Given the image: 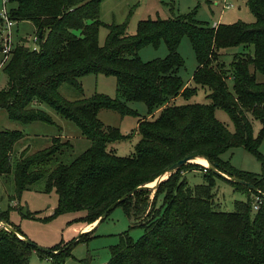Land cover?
I'll use <instances>...</instances> for the list:
<instances>
[{"label":"trees","instance_id":"obj_1","mask_svg":"<svg viewBox=\"0 0 264 264\" xmlns=\"http://www.w3.org/2000/svg\"><path fill=\"white\" fill-rule=\"evenodd\" d=\"M102 1L7 0L9 18L32 25L37 48L32 50L21 39L15 41L0 76V109L9 121L22 125L52 124L37 108L47 105L73 123L89 142L69 163H57L49 170L47 163L70 149L68 141L52 137L48 147L33 153L24 149L12 158L13 145L22 134L1 130L0 175L11 174L14 191L10 198L19 197L28 185L43 179L44 191L56 194L54 215L83 210L74 224L94 222L119 200L114 207L120 206L132 217L142 233L132 240L124 231L110 246V256L103 264H264V200L251 211L254 196L264 195V153L258 151L264 139V0H246L254 19L251 24L209 27L192 14L172 15L165 20L138 21L133 35L125 33L123 24L99 22ZM101 26L106 35L99 45ZM182 37L187 38L196 63L190 77L193 86L185 85L178 75L183 66L177 52ZM160 42L166 50L164 57L139 59L137 53L143 46L156 47ZM238 47L241 52L233 54L225 67L219 55ZM87 75L112 76L116 96L93 93L67 101L58 94L61 84L81 93L78 79ZM197 87L207 90V103L174 102L177 97L189 99ZM127 103H142L148 118L136 122L139 139L133 153L119 157L106 145L127 136L118 129L104 128L97 112L104 109L120 117L137 116ZM215 109L227 115L232 132L214 118ZM252 121L259 123L256 135ZM236 147L254 156L258 174L237 171L221 159ZM189 156L205 159L217 172L247 182L256 191L192 163L159 182L150 200L151 189L137 188L155 182L169 166ZM193 170L200 172L202 181L189 185L185 174ZM215 178L246 194L244 200L233 202L231 211L216 208ZM7 215L8 209L0 210V221L24 237ZM84 238L86 234L81 233L75 242ZM73 244L55 243L47 247L49 251H41L0 226V264H28L32 251L48 258V264H63Z\"/></svg>","mask_w":264,"mask_h":264},{"label":"rangeland","instance_id":"obj_2","mask_svg":"<svg viewBox=\"0 0 264 264\" xmlns=\"http://www.w3.org/2000/svg\"><path fill=\"white\" fill-rule=\"evenodd\" d=\"M229 5L228 7H224ZM192 14V18L209 27L217 24H233L242 22L253 23V16L248 11L246 0H103L99 5L98 20L103 25L116 24L125 25V33L133 35L136 31L138 21L150 19L165 20L173 16H185ZM13 40H23L27 47L33 46V27L27 21L17 22L13 29ZM106 29L99 27L97 34L98 44L103 43ZM177 52L183 59V66L179 69L178 75L185 85L193 86L190 82L196 63L186 37H182ZM241 52V48L225 50L219 55L218 60L223 62L225 67L233 54ZM143 62L166 55V50L162 42L156 47L150 45L143 46L137 53ZM228 81V80H227ZM78 82L81 86V93L67 84H61L57 92L67 101H75L89 97L93 93L105 95L109 98L115 97V80L112 76L87 75ZM3 78L0 77V85ZM230 88V82H227ZM207 90L197 87L196 93L187 100L180 97L175 98L176 104L186 103H207L205 98ZM127 106L134 110L137 116L120 117L117 113L109 110H99L97 119L104 128L118 129L119 133L127 136L125 140L109 143L107 150L119 157L130 156L133 153L134 145L139 137L136 133V122L142 117L148 118L145 107L142 103H127ZM52 121V124L32 122L22 125L18 122L9 121L3 109H0V131L17 130L22 134L12 149V158L27 149L28 153L42 150L49 146L50 138L58 137L61 141H68L70 149L64 150L60 155L51 159L46 169H52L57 163H69L74 157L84 151L89 142L81 137L77 127L59 115H57L47 105H38ZM214 118L221 123L228 132L233 131L232 124L227 115L220 109L214 110ZM259 123L252 121V133L257 134ZM260 153H264V139L258 147ZM223 161L237 170L253 174L259 173V164L252 154L240 147L232 148L221 155ZM202 167V166H201ZM185 179L189 185L202 181L201 174L197 170L189 171L185 174ZM156 180V179H155ZM154 180V181H155ZM13 183L11 174L0 175V210L8 209V222L18 228L21 234L29 241L40 246L49 247L53 244L63 245L66 242L72 243L77 239L79 233H85L86 238L75 242L69 250V255L65 257L63 264H103L110 256V246L118 241V237L126 231L132 239H136L142 228L134 225L132 217H127L120 206L114 207L109 214L97 225L92 223H73V219L81 216L83 210L68 211L54 215L53 208L56 204V194L53 190L44 191V180L33 182L23 190L19 197L10 198L13 194ZM216 208L223 211H231L235 200H244L246 194L233 190L232 186L222 179L215 178L212 187ZM154 189L149 192L150 200ZM159 201V198H158ZM158 202L156 201V204ZM31 213V216H27ZM92 227V228H91ZM68 245V243L66 244ZM67 247V246H66ZM65 248V245L62 246ZM80 260H82L80 262ZM28 264H48V258H40L32 251L27 258Z\"/></svg>","mask_w":264,"mask_h":264},{"label":"built area","instance_id":"obj_3","mask_svg":"<svg viewBox=\"0 0 264 264\" xmlns=\"http://www.w3.org/2000/svg\"><path fill=\"white\" fill-rule=\"evenodd\" d=\"M224 1V0H221ZM229 5H225L224 7H228ZM16 24L15 21L9 18V9L7 0H0V76L2 73V69L6 62L9 59L10 53L15 45L13 40L12 29ZM33 46L30 48L35 50L36 47V36L33 34L31 39ZM264 195L254 196L253 201L251 203V211L257 209L258 205L263 202Z\"/></svg>","mask_w":264,"mask_h":264},{"label":"water","instance_id":"obj_4","mask_svg":"<svg viewBox=\"0 0 264 264\" xmlns=\"http://www.w3.org/2000/svg\"><path fill=\"white\" fill-rule=\"evenodd\" d=\"M195 158H197V157H195V156H189V157H186V158H184V159H182V160H179L178 162L172 164L171 166H169V168H167L166 172L164 173V174H165V177H164L163 179L156 178V180H155L156 182H155L153 185H149L148 183H146V184H143V185H141V186H138L137 188L155 189L156 185H157L159 182H162V181H164L165 179H167L169 175L173 174V173H174L177 169H179L181 166L186 165V164H190V163H192V164H196V163L193 162V160H194ZM204 160H205V159H204ZM205 161H206V160H205ZM206 163H207V166H202V167H204V168H206V169H209V170H210L211 172H213L216 176H218V177H220V178H222V179H225V180L231 181V182H236V183H239V184H243V185L247 186L249 189H252L253 191H256V189H255L251 184H249V183H247V182H243V181H241V180L228 178V177L224 176L223 174H221V173L217 172L216 170H214L212 167H210L207 161H206ZM197 165H199V164H197ZM200 166H201V165H200ZM118 202H119V200L113 202V203L107 208L106 212H107L108 210L112 209V208H113ZM106 212H105V213H106ZM105 213H103L102 215H100L99 218L96 219V220L94 221V224H95V223L97 224L98 221H99V220L105 215ZM0 226H1V227H4L5 229H9V230L12 231L15 235H17L20 239H23L25 242L31 244L34 248H36V249H38V250H41V251H49L47 248H45V247H40V246H38V245L32 243L31 241L25 239L23 236H20V235H19L15 230H13V228H12L9 224H7L6 222H4V221H0ZM92 227H93V225H92ZM92 227H91V228H92ZM81 233H82V232H80L79 234H81ZM74 241H75V239L73 240V242H74Z\"/></svg>","mask_w":264,"mask_h":264},{"label":"bare ground","instance_id":"obj_5","mask_svg":"<svg viewBox=\"0 0 264 264\" xmlns=\"http://www.w3.org/2000/svg\"><path fill=\"white\" fill-rule=\"evenodd\" d=\"M193 162L196 163V164H199V165H201V166H207L206 161H205L204 159L200 158V157L195 158V159L193 160ZM164 177H165V174L162 175L161 177H159V179H163ZM155 182H156V181H155ZM155 182H153V183H151V184H149V185H153Z\"/></svg>","mask_w":264,"mask_h":264},{"label":"crops","instance_id":"obj_6","mask_svg":"<svg viewBox=\"0 0 264 264\" xmlns=\"http://www.w3.org/2000/svg\"><path fill=\"white\" fill-rule=\"evenodd\" d=\"M215 26V25H214ZM5 113V112H4ZM94 223H92L90 226H92Z\"/></svg>","mask_w":264,"mask_h":264}]
</instances>
